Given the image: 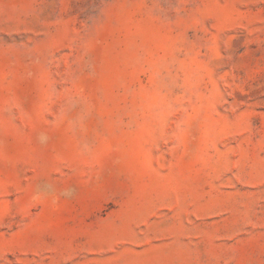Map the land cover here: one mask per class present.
<instances>
[{"label":"rangeland","instance_id":"rangeland-1","mask_svg":"<svg viewBox=\"0 0 264 264\" xmlns=\"http://www.w3.org/2000/svg\"><path fill=\"white\" fill-rule=\"evenodd\" d=\"M0 264H264V0H0Z\"/></svg>","mask_w":264,"mask_h":264}]
</instances>
